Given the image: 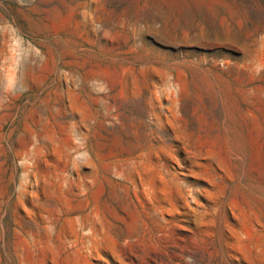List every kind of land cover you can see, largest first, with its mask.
Instances as JSON below:
<instances>
[{
  "label": "rangeland",
  "instance_id": "374dc122",
  "mask_svg": "<svg viewBox=\"0 0 264 264\" xmlns=\"http://www.w3.org/2000/svg\"><path fill=\"white\" fill-rule=\"evenodd\" d=\"M0 264H264V0H0Z\"/></svg>",
  "mask_w": 264,
  "mask_h": 264
}]
</instances>
